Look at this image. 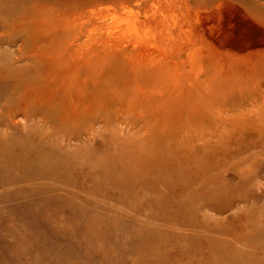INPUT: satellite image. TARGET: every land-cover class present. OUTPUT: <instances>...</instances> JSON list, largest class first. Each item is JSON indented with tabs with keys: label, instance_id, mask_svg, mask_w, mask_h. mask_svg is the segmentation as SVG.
I'll list each match as a JSON object with an SVG mask.
<instances>
[{
	"label": "bare ground",
	"instance_id": "obj_1",
	"mask_svg": "<svg viewBox=\"0 0 264 264\" xmlns=\"http://www.w3.org/2000/svg\"><path fill=\"white\" fill-rule=\"evenodd\" d=\"M76 4L64 35L46 38L48 48L46 40L30 46L21 34L0 35V49L14 46L12 61L0 63V84L26 82L2 117L15 124L21 111L27 119L28 111L57 106L62 122L81 121L57 140L66 152L77 150L83 167L76 170L92 169L91 155L104 162L111 146L141 169L167 170L166 185L201 189V208L214 211H204V227L208 217L215 221L225 260L264 264V0ZM102 8L116 12L105 13L116 23L104 30L94 22ZM44 64L51 67L46 88L33 80ZM103 75L122 79L124 94L116 96L126 105L87 118L86 94Z\"/></svg>",
	"mask_w": 264,
	"mask_h": 264
},
{
	"label": "rangeland",
	"instance_id": "obj_2",
	"mask_svg": "<svg viewBox=\"0 0 264 264\" xmlns=\"http://www.w3.org/2000/svg\"><path fill=\"white\" fill-rule=\"evenodd\" d=\"M76 2L0 0V35L21 34L30 46L57 39L64 35L66 14L79 7ZM98 13L95 27L104 24V30L116 23L108 18L116 12L102 8ZM57 28L59 33H51ZM92 32L95 36L99 30ZM21 41L20 36L17 43ZM50 44L46 40L42 45ZM6 45L0 49L5 66L14 54V46ZM50 71V66L39 65L33 80L50 86ZM25 83L0 84V264H237L225 260L217 246L215 221L208 217L210 229L204 227V211H214L201 208L197 186H168L165 181L173 173L141 169L134 156L124 161L112 146L104 162L91 155L102 151L100 147L91 150L92 169L76 170L83 167L77 150L66 152L57 140L63 127L72 130L81 121L62 122L57 106L44 113L28 111L27 119L21 111L15 124L3 118L14 106L15 89ZM109 88L112 96L124 94L119 77L103 75L91 83L85 97L91 102L87 118L107 114L108 108L111 117L126 105L117 96L109 99ZM31 122L42 126L31 127L36 126Z\"/></svg>",
	"mask_w": 264,
	"mask_h": 264
}]
</instances>
